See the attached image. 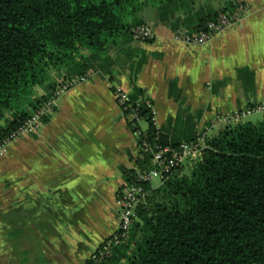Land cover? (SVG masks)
Masks as SVG:
<instances>
[{
	"label": "crops",
	"instance_id": "1",
	"mask_svg": "<svg viewBox=\"0 0 264 264\" xmlns=\"http://www.w3.org/2000/svg\"><path fill=\"white\" fill-rule=\"evenodd\" d=\"M228 1L145 8L156 40L113 49L111 76L71 88L39 132L9 146L0 157V264H86L117 231L123 170L135 169L138 141L115 88L141 89L164 135L180 141L216 115L264 102V0H232L247 15L205 46L175 40L189 32L187 16Z\"/></svg>",
	"mask_w": 264,
	"mask_h": 264
},
{
	"label": "trees",
	"instance_id": "2",
	"mask_svg": "<svg viewBox=\"0 0 264 264\" xmlns=\"http://www.w3.org/2000/svg\"><path fill=\"white\" fill-rule=\"evenodd\" d=\"M180 1L0 0V146L62 78L90 71L111 76L110 52L133 41L132 30L146 24L145 8L166 11ZM239 5L229 0L220 11L184 22L192 20L189 32L200 31ZM143 97L137 87L130 95L132 103ZM138 111L148 116L145 107ZM155 133L150 124L149 138ZM196 136L180 141L162 135L161 141L177 147ZM207 145L188 172L178 169L157 188L143 184L148 196L129 240L99 264H264V121L225 127ZM149 158L136 159V166L149 169ZM136 174L123 170L126 185L138 184Z\"/></svg>",
	"mask_w": 264,
	"mask_h": 264
},
{
	"label": "built area",
	"instance_id": "3",
	"mask_svg": "<svg viewBox=\"0 0 264 264\" xmlns=\"http://www.w3.org/2000/svg\"><path fill=\"white\" fill-rule=\"evenodd\" d=\"M247 13V7L241 4L233 14L228 12L221 13L215 21H210L203 30L176 32L175 40L189 46H205L212 42L216 36L226 33L239 24ZM132 37L135 42H153L156 40V33L151 25L142 24L132 30ZM95 74V72L90 71L83 77L62 78L51 98L38 109L33 117L24 123L17 132L6 139L0 146V157L7 155L9 146L14 141L26 135L39 132L46 124V121L56 112L60 98L76 85L92 79ZM114 95L124 115L127 112L125 117L138 141L136 159L146 162L147 158L151 156L149 158L151 166L147 170H142L135 164L138 184H125L120 193L118 229L90 257V264H99L104 258L110 256L116 247L123 245L129 240L132 226L137 218V208L148 196V190L143 184L150 183L153 185V181L155 180H159L162 184L173 176L178 169L187 167L190 161L200 157L208 147L207 140L213 136L212 133L214 130L220 131L225 127L242 123L245 119L255 114L264 115V102L250 104L228 115H216L197 134L195 140L184 142L177 147H173L165 145L161 141V136L164 133L158 124L157 112L152 100L144 96L142 99L132 103L130 94L125 92L121 87L115 88ZM141 106L149 111L148 116L140 115L138 110ZM143 123L148 125L146 129L142 127ZM150 124L156 130L153 139H150L148 135Z\"/></svg>",
	"mask_w": 264,
	"mask_h": 264
},
{
	"label": "rangeland",
	"instance_id": "4",
	"mask_svg": "<svg viewBox=\"0 0 264 264\" xmlns=\"http://www.w3.org/2000/svg\"><path fill=\"white\" fill-rule=\"evenodd\" d=\"M39 93L40 94H43V91L42 90H39ZM262 121H264V115L263 114H255V115H252V116L248 117L247 119H245L244 122H252V123H255L256 124V123H259V122H262ZM142 127L144 129H146L148 127V125L146 123H143L142 124ZM188 171H189L188 168L185 167L184 168V172H188ZM160 185H161V182L159 180L153 181V187L154 188H157Z\"/></svg>",
	"mask_w": 264,
	"mask_h": 264
}]
</instances>
